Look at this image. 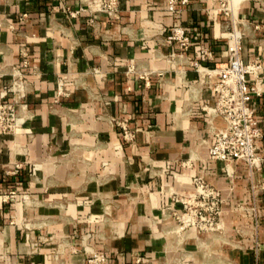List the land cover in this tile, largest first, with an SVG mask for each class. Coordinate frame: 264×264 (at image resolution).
<instances>
[{"label": "crops", "instance_id": "crops-1", "mask_svg": "<svg viewBox=\"0 0 264 264\" xmlns=\"http://www.w3.org/2000/svg\"><path fill=\"white\" fill-rule=\"evenodd\" d=\"M118 4L110 20L81 0H0V100L17 101L21 123L0 135V264H88L91 250L102 264H264V0L236 10L242 60L261 64L252 172L209 153L225 125L208 112L226 64L218 3L175 0L177 15L169 0ZM177 23L185 51L166 38ZM198 176L220 192L219 231L178 229Z\"/></svg>", "mask_w": 264, "mask_h": 264}, {"label": "built area", "instance_id": "built-area-1", "mask_svg": "<svg viewBox=\"0 0 264 264\" xmlns=\"http://www.w3.org/2000/svg\"><path fill=\"white\" fill-rule=\"evenodd\" d=\"M187 0H180L185 3ZM218 3V10L225 17V32L222 34L226 40V64L215 70L218 80L213 84L214 102L208 108L213 116L221 117L225 125L223 127H211L213 143L209 148L211 156L218 159L239 160L246 164L249 171L257 170L261 159L257 154L258 141L262 137V129L259 126L255 110L249 102L253 96L262 94V78L260 76L261 64L256 60L243 62L241 57L242 32L236 24V11L232 0H215ZM83 5L80 10L94 13H103L108 19L119 18L118 0H81ZM175 0H169L168 8L177 15L174 9ZM237 10V9H236ZM78 12L72 11L70 14ZM93 21V17L90 19ZM169 42H175L185 51L189 47L190 38L186 30L175 24L170 27L167 35ZM201 52L207 54L206 48ZM26 65V60L23 61ZM197 65V63H195ZM253 75L254 81L250 83L248 76ZM63 81L58 83L57 93H63ZM25 89V82L17 75L9 90L19 96ZM19 98V97H18ZM17 101L11 102L0 100V135L13 134L20 126ZM22 107L25 104L22 103ZM123 130L125 139L133 137L132 131L127 127L126 120L117 121ZM19 164H15V171ZM195 187V193L188 198L178 199L183 204L181 213H175L178 229L193 227L198 232H214L221 229V197L217 188L209 185L202 177L191 179ZM14 191L2 195L3 200L13 197ZM105 260L104 251L89 252L88 264H102Z\"/></svg>", "mask_w": 264, "mask_h": 264}, {"label": "bare ground", "instance_id": "bare-ground-1", "mask_svg": "<svg viewBox=\"0 0 264 264\" xmlns=\"http://www.w3.org/2000/svg\"><path fill=\"white\" fill-rule=\"evenodd\" d=\"M239 1L240 0H232L231 1V4H232V6H233V8H234L235 11H236V9L238 7Z\"/></svg>", "mask_w": 264, "mask_h": 264}]
</instances>
